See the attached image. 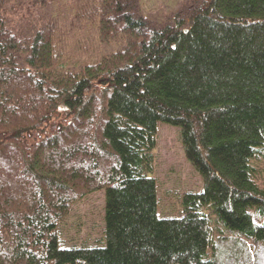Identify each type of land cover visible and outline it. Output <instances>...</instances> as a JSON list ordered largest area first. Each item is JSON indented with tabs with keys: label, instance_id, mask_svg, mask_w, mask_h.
<instances>
[{
	"label": "trees",
	"instance_id": "16d2710c",
	"mask_svg": "<svg viewBox=\"0 0 264 264\" xmlns=\"http://www.w3.org/2000/svg\"><path fill=\"white\" fill-rule=\"evenodd\" d=\"M48 8L0 0V264H264V0H78L77 69Z\"/></svg>",
	"mask_w": 264,
	"mask_h": 264
},
{
	"label": "rangeland",
	"instance_id": "374dc122",
	"mask_svg": "<svg viewBox=\"0 0 264 264\" xmlns=\"http://www.w3.org/2000/svg\"><path fill=\"white\" fill-rule=\"evenodd\" d=\"M46 2L49 5L47 12H41L38 16L43 18L45 13V16L52 20L54 27L59 30L54 37L55 45L61 47V50L67 54L70 61L69 68L77 69L82 61L86 60L79 49L85 44L96 42L94 33L86 23L75 19L78 0H46ZM180 2L181 0H141V7L145 18L160 22L175 12ZM91 59L93 56L89 58ZM252 164L257 168H264V147L257 149ZM211 221L216 227L214 220Z\"/></svg>",
	"mask_w": 264,
	"mask_h": 264
}]
</instances>
